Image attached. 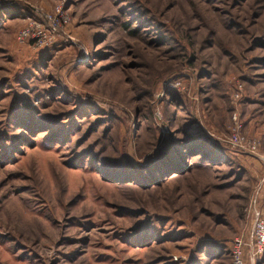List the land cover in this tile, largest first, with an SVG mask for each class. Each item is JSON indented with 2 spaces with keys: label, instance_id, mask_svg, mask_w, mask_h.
Here are the masks:
<instances>
[{
  "label": "rangeland",
  "instance_id": "rangeland-1",
  "mask_svg": "<svg viewBox=\"0 0 264 264\" xmlns=\"http://www.w3.org/2000/svg\"><path fill=\"white\" fill-rule=\"evenodd\" d=\"M262 192L264 0H0V264H232Z\"/></svg>",
  "mask_w": 264,
  "mask_h": 264
},
{
  "label": "built area",
  "instance_id": "built-area-1",
  "mask_svg": "<svg viewBox=\"0 0 264 264\" xmlns=\"http://www.w3.org/2000/svg\"><path fill=\"white\" fill-rule=\"evenodd\" d=\"M62 19V9L57 8L54 14L45 15L44 24H29L22 29L18 33L17 39L19 43L30 42L37 47L45 48L53 45L61 28ZM230 143L233 146H242L245 140L239 135H233L230 138ZM255 150L256 143L249 141V151L254 153ZM250 212L253 216L250 241L245 242L241 238L234 240L231 250L232 264H245V253L247 250L248 252L250 251L252 264H256L255 261L264 256V199L262 202H259V197L254 199L250 204ZM174 260L177 261V258Z\"/></svg>",
  "mask_w": 264,
  "mask_h": 264
},
{
  "label": "trees",
  "instance_id": "trees-1",
  "mask_svg": "<svg viewBox=\"0 0 264 264\" xmlns=\"http://www.w3.org/2000/svg\"><path fill=\"white\" fill-rule=\"evenodd\" d=\"M167 168H168V166H166V168H165V169H167ZM168 169H169V170H172L173 168H168ZM163 171H164V170H163ZM163 171H162V173H163ZM168 172H169V171H168ZM168 172H166V174H167ZM176 174H177L176 172H172V173H171V174H169L168 176H166V175H165V176H166L165 178H168L169 176H171V177H172V176H174V175H176ZM171 177H170V178H171Z\"/></svg>",
  "mask_w": 264,
  "mask_h": 264
},
{
  "label": "crops",
  "instance_id": "crops-1",
  "mask_svg": "<svg viewBox=\"0 0 264 264\" xmlns=\"http://www.w3.org/2000/svg\"><path fill=\"white\" fill-rule=\"evenodd\" d=\"M216 260H217V259H216ZM263 261H264V260H263ZM263 261H262V262H263ZM263 264H264V262H263Z\"/></svg>",
  "mask_w": 264,
  "mask_h": 264
}]
</instances>
